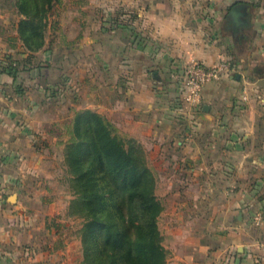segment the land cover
Wrapping results in <instances>:
<instances>
[{
	"label": "crops",
	"instance_id": "crops-1",
	"mask_svg": "<svg viewBox=\"0 0 264 264\" xmlns=\"http://www.w3.org/2000/svg\"><path fill=\"white\" fill-rule=\"evenodd\" d=\"M20 18L0 0V55L25 60ZM33 55L0 72V264H83L58 190L86 109L145 149L167 264H264L262 0H56ZM223 59L236 72L183 116L185 65Z\"/></svg>",
	"mask_w": 264,
	"mask_h": 264
},
{
	"label": "trees",
	"instance_id": "trees-1",
	"mask_svg": "<svg viewBox=\"0 0 264 264\" xmlns=\"http://www.w3.org/2000/svg\"><path fill=\"white\" fill-rule=\"evenodd\" d=\"M56 0H16L21 16L18 37L25 60L4 55L0 72L15 79L31 68L33 54L46 44L49 17ZM75 198L70 215L83 217L79 230L85 264H167L159 229L163 206L156 178L143 146L120 137L111 123L92 110L79 111L65 147ZM99 250L92 253L91 242ZM95 261V262H94Z\"/></svg>",
	"mask_w": 264,
	"mask_h": 264
},
{
	"label": "built area",
	"instance_id": "built-area-1",
	"mask_svg": "<svg viewBox=\"0 0 264 264\" xmlns=\"http://www.w3.org/2000/svg\"><path fill=\"white\" fill-rule=\"evenodd\" d=\"M262 2L264 7V0ZM0 60L5 61L4 55H0ZM234 72H236V65L227 59L220 60L213 66H206L196 60L186 64L183 69L180 95L182 115L188 116L201 105L203 93L208 84L228 77L229 74ZM257 219L260 221L262 214H259Z\"/></svg>",
	"mask_w": 264,
	"mask_h": 264
},
{
	"label": "rangeland",
	"instance_id": "rangeland-1",
	"mask_svg": "<svg viewBox=\"0 0 264 264\" xmlns=\"http://www.w3.org/2000/svg\"><path fill=\"white\" fill-rule=\"evenodd\" d=\"M13 1L15 4L16 0H13ZM46 38H47V33H46ZM59 164H60V162H59ZM60 168L63 171L62 173H60V176H63L64 179H65V177L66 178L68 177V179H69V180H67L66 184L63 183V186L61 185L62 187L61 188L59 187V190H58L59 193L58 194H59V196L61 195L60 199L67 201V200H69V198L72 195L73 196L72 200H73L75 198L74 191H75V189H78L79 186L76 183L74 184V182L72 181V175L70 174L69 166L66 163H63L62 165H60ZM60 184H61V182H60ZM72 200H71V202H72ZM69 212H70V206H69ZM69 215H70V213H69ZM70 216H71V219H67V222H69L73 231L76 233L77 237H79V239L81 241V251L83 254V264H85L84 263L85 254L83 251L82 237H81L80 232H79V230L82 227V223H83L84 218L81 216H78V215H73V216L70 215ZM158 219H159V217H158ZM93 243H94V240H93V242H91L92 253L98 254L99 250L96 248V246Z\"/></svg>",
	"mask_w": 264,
	"mask_h": 264
},
{
	"label": "water",
	"instance_id": "water-1",
	"mask_svg": "<svg viewBox=\"0 0 264 264\" xmlns=\"http://www.w3.org/2000/svg\"><path fill=\"white\" fill-rule=\"evenodd\" d=\"M243 7H240V8H236V9H234V16L236 17V18H238L240 15H242V9ZM237 77H239V75L237 76Z\"/></svg>",
	"mask_w": 264,
	"mask_h": 264
}]
</instances>
